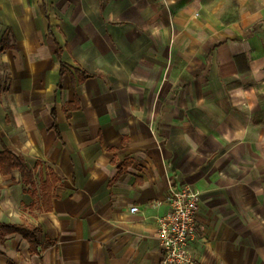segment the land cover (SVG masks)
<instances>
[{
  "label": "crops",
  "instance_id": "crops-1",
  "mask_svg": "<svg viewBox=\"0 0 264 264\" xmlns=\"http://www.w3.org/2000/svg\"><path fill=\"white\" fill-rule=\"evenodd\" d=\"M3 147L0 225L38 233L0 264H160L176 185L199 264H264V0H0Z\"/></svg>",
  "mask_w": 264,
  "mask_h": 264
},
{
  "label": "built area",
  "instance_id": "built-area-1",
  "mask_svg": "<svg viewBox=\"0 0 264 264\" xmlns=\"http://www.w3.org/2000/svg\"><path fill=\"white\" fill-rule=\"evenodd\" d=\"M198 193L188 186L176 185L169 192L170 212L158 219V236L161 248L160 264H199L190 250L197 237L195 213ZM131 206L130 211H137Z\"/></svg>",
  "mask_w": 264,
  "mask_h": 264
},
{
  "label": "trees",
  "instance_id": "trees-1",
  "mask_svg": "<svg viewBox=\"0 0 264 264\" xmlns=\"http://www.w3.org/2000/svg\"><path fill=\"white\" fill-rule=\"evenodd\" d=\"M18 169L20 171L22 180L32 185L33 183V174L31 170L27 167L26 161L24 158L7 147H3L0 150V172L3 174L10 173L12 170ZM50 188L51 184L49 181L44 182L43 184V203L49 208V197H50ZM1 233L0 238L3 239V234L8 231H16L21 233L30 243V247L34 249L37 245V233L38 228L31 226L29 224L24 225H0Z\"/></svg>",
  "mask_w": 264,
  "mask_h": 264
}]
</instances>
